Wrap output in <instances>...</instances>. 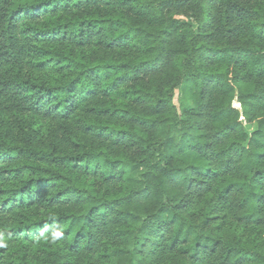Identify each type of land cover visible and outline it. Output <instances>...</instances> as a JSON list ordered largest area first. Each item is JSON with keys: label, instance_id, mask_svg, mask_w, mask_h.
<instances>
[{"label": "trees", "instance_id": "trees-1", "mask_svg": "<svg viewBox=\"0 0 264 264\" xmlns=\"http://www.w3.org/2000/svg\"><path fill=\"white\" fill-rule=\"evenodd\" d=\"M0 264H264V0H0Z\"/></svg>", "mask_w": 264, "mask_h": 264}, {"label": "rangeland", "instance_id": "rangeland-1", "mask_svg": "<svg viewBox=\"0 0 264 264\" xmlns=\"http://www.w3.org/2000/svg\"><path fill=\"white\" fill-rule=\"evenodd\" d=\"M175 102H176V105L179 106V103H180V93L179 92H177V94H176ZM252 130L253 129H251V131Z\"/></svg>", "mask_w": 264, "mask_h": 264}]
</instances>
